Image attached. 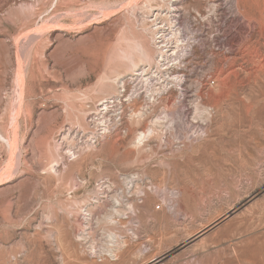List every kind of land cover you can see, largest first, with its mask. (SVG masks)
<instances>
[{"label":"rangeland","instance_id":"obj_1","mask_svg":"<svg viewBox=\"0 0 264 264\" xmlns=\"http://www.w3.org/2000/svg\"><path fill=\"white\" fill-rule=\"evenodd\" d=\"M168 2L0 0V264H264V0Z\"/></svg>","mask_w":264,"mask_h":264},{"label":"bare ground","instance_id":"obj_2","mask_svg":"<svg viewBox=\"0 0 264 264\" xmlns=\"http://www.w3.org/2000/svg\"><path fill=\"white\" fill-rule=\"evenodd\" d=\"M235 1V8H236V10H237V14H238V17L239 16H243L244 17V14L242 15L238 10L240 9V2H243L245 5H247V7L249 8V10L247 11V12H243V13H245V16L246 15H249V16H246V18L248 19L249 18V20H253V23H255L254 21L256 20V21H261V19H263L262 18V15L258 18L257 17V14H259V10H260V7H261V3L263 2V0H234ZM7 2V1H6ZM164 2V1H163ZM185 2V0H169V2L167 3V5H168V8H167V13L169 14V18H170V23H171V25H170V29L174 26V25H178L179 24V19H174L176 16V13L178 14L180 11H181V9H180V7L179 6H182V4ZM215 2V1H214ZM264 5V4H263ZM220 8V7H219ZM263 9H264V7H263ZM160 11V10H159ZM234 12V11H233ZM264 12V11H263ZM262 12V13H263ZM235 14V13H234ZM167 15V14H166ZM172 16V17H171ZM179 16H180V14H179ZM178 16V17H179ZM243 17H242V19H243ZM177 18V17H176ZM236 19V18H235ZM156 20V19H155ZM181 21H182V19H181ZM155 22V21H154ZM243 22V21H242ZM244 22H245V19H244ZM263 22V21H262ZM169 23V24H170ZM173 24V25H172ZM258 24V23H257ZM260 25H262L261 23H259ZM153 25V24H152ZM181 25V24H180ZM252 25V24H251ZM179 26V25H178ZM221 27V26H220ZM242 27V26H241ZM250 27V26H249ZM248 27V28H249ZM252 27V26H251ZM254 27V26H253ZM252 27V28H253ZM261 27V26H260ZM156 29H158V27L156 28ZM155 29V30H156ZM220 29V28H219ZM257 29V28H256ZM264 29V28H263ZM255 29H252V31H254ZM264 32V31H263ZM171 34H173V36L172 37H170L169 38V35H171ZM262 36H264V35H262ZM155 37H157L156 39L158 40V44L160 45V44H163V45H166L165 43H173L174 45H175V47L174 48H179L180 46H182L181 45V43L183 42V38H182V36H179V34H178V32H172V30H171V33L170 34H168V35H165L164 33H161L160 31H158V32H156L155 33ZM257 38V37H256ZM263 39V38H262ZM160 40V41H159ZM258 40V39H257ZM185 41V40H184ZM161 47V49H159L160 51L158 52V54H157V56H156V59H155V64L157 65L156 67H157V70L160 72V69L162 68V67H164V64H162L165 60H167V61H171V59H172V55H173V53L172 54H169L168 52L169 51H164L163 50V48L164 47H162V46H160ZM166 48V47H165ZM173 48V49H174ZM174 52V51H173ZM175 53V52H174ZM141 55V54H140ZM145 58H148V54L146 55V57ZM158 58H160V59H158ZM141 61V60H140ZM149 64H143V63H140V64H138V63H136V62H134V61H132L131 62V68H130V71L135 75H137V74H139V73H142V75L143 76H145V75H147V73H153V72H151V70L149 71V72H146V71H148V70H146L145 68L148 66ZM82 71V70H81ZM81 71L80 70H78V71H76L75 72V74L76 75H80L81 74ZM74 74V75H75ZM121 78V77H120ZM175 78H176V76H175ZM174 78V79H175ZM4 82V80L2 81V83ZM6 84V83H5ZM211 84L213 85L214 84V82L213 81H211ZM2 88V87H1ZM3 89V88H2ZM1 89V90H2ZM21 101V100H20ZM21 105V104H20ZM21 107V106H20ZM150 132V134L153 132V129H148V131H146V132H140V133H138V135H137V138H136V140L138 141V143H140L142 140H143V138H145L146 137V135L148 134ZM157 206H160V208L158 209V210H161V205H157ZM156 210V209H155ZM157 210V211H158Z\"/></svg>","mask_w":264,"mask_h":264},{"label":"built area","instance_id":"obj_3","mask_svg":"<svg viewBox=\"0 0 264 264\" xmlns=\"http://www.w3.org/2000/svg\"><path fill=\"white\" fill-rule=\"evenodd\" d=\"M160 208V206H155V209L158 210Z\"/></svg>","mask_w":264,"mask_h":264}]
</instances>
